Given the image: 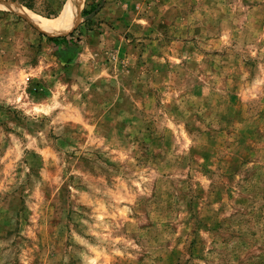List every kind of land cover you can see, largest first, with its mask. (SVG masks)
I'll return each mask as SVG.
<instances>
[{"label": "rangeland", "instance_id": "obj_1", "mask_svg": "<svg viewBox=\"0 0 264 264\" xmlns=\"http://www.w3.org/2000/svg\"><path fill=\"white\" fill-rule=\"evenodd\" d=\"M0 2V264H264V0Z\"/></svg>", "mask_w": 264, "mask_h": 264}, {"label": "bare ground", "instance_id": "obj_2", "mask_svg": "<svg viewBox=\"0 0 264 264\" xmlns=\"http://www.w3.org/2000/svg\"><path fill=\"white\" fill-rule=\"evenodd\" d=\"M82 1L83 0H71L65 14L61 18L54 21L45 20L39 16L33 15L31 12H23L22 10L20 11L21 14H23L30 22L36 25L44 33L55 37L60 35H66L75 28V26L79 22L80 4ZM0 4L13 5L2 2H0Z\"/></svg>", "mask_w": 264, "mask_h": 264}, {"label": "trees", "instance_id": "obj_3", "mask_svg": "<svg viewBox=\"0 0 264 264\" xmlns=\"http://www.w3.org/2000/svg\"><path fill=\"white\" fill-rule=\"evenodd\" d=\"M77 29H75L72 33H70L67 37H57V38H49L53 42H57L59 40L65 41L68 37H73Z\"/></svg>", "mask_w": 264, "mask_h": 264}, {"label": "water", "instance_id": "obj_4", "mask_svg": "<svg viewBox=\"0 0 264 264\" xmlns=\"http://www.w3.org/2000/svg\"><path fill=\"white\" fill-rule=\"evenodd\" d=\"M2 3H4V2H2ZM68 5H69V4H67V5H66V7H65L64 11H65V10H66V8L68 7ZM64 11H63V12H64ZM62 14H63V13H62ZM62 14H61V15H62ZM61 15H60V16H61ZM74 30H75V29H74ZM74 30H73V31H74ZM73 31H71L70 33H72ZM70 33H69V34H70ZM63 36H64V35H63ZM51 37H52V36H51Z\"/></svg>", "mask_w": 264, "mask_h": 264}, {"label": "crops", "instance_id": "obj_5", "mask_svg": "<svg viewBox=\"0 0 264 264\" xmlns=\"http://www.w3.org/2000/svg\"><path fill=\"white\" fill-rule=\"evenodd\" d=\"M1 6H3V5H1ZM4 6H5V5H4ZM6 6H7V5H6ZM20 15H21V14H20ZM75 28H76V27H75ZM75 28H74V29H75ZM74 29H73V30H74ZM73 30H72V31H73Z\"/></svg>", "mask_w": 264, "mask_h": 264}]
</instances>
